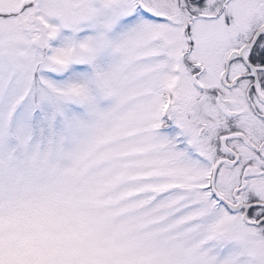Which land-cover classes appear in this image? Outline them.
<instances>
[{
	"label": "snow or ice",
	"instance_id": "snow-or-ice-1",
	"mask_svg": "<svg viewBox=\"0 0 264 264\" xmlns=\"http://www.w3.org/2000/svg\"><path fill=\"white\" fill-rule=\"evenodd\" d=\"M0 264H264V0H0Z\"/></svg>",
	"mask_w": 264,
	"mask_h": 264
}]
</instances>
